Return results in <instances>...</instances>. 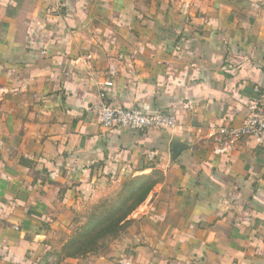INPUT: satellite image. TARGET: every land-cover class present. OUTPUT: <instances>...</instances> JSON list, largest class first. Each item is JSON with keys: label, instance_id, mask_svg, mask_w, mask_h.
<instances>
[{"label": "crops", "instance_id": "1", "mask_svg": "<svg viewBox=\"0 0 264 264\" xmlns=\"http://www.w3.org/2000/svg\"><path fill=\"white\" fill-rule=\"evenodd\" d=\"M256 88L264 0H0V264H46L83 199L134 179L130 264H264V149L207 140ZM104 105L176 126L107 129Z\"/></svg>", "mask_w": 264, "mask_h": 264}, {"label": "rangeland", "instance_id": "2", "mask_svg": "<svg viewBox=\"0 0 264 264\" xmlns=\"http://www.w3.org/2000/svg\"><path fill=\"white\" fill-rule=\"evenodd\" d=\"M148 183L134 179L122 185L104 186L89 199H83L67 240L53 249L46 264H60L67 257L99 255L119 264L132 263L137 228L127 216L145 197L151 186Z\"/></svg>", "mask_w": 264, "mask_h": 264}, {"label": "built area", "instance_id": "3", "mask_svg": "<svg viewBox=\"0 0 264 264\" xmlns=\"http://www.w3.org/2000/svg\"><path fill=\"white\" fill-rule=\"evenodd\" d=\"M91 56V55H90ZM97 119L107 129L128 126L138 130L151 128H173L176 119L167 112L158 111L146 114L138 107H111L104 105L97 113ZM245 136H252L264 149V91L255 89L248 115L239 126L219 125L210 129L207 140L213 150L225 153L229 148Z\"/></svg>", "mask_w": 264, "mask_h": 264}]
</instances>
